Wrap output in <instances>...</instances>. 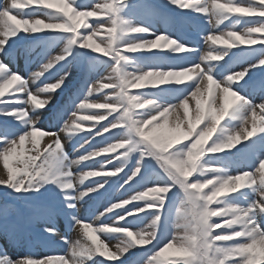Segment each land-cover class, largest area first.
<instances>
[{
	"label": "snow or ice",
	"instance_id": "1",
	"mask_svg": "<svg viewBox=\"0 0 264 264\" xmlns=\"http://www.w3.org/2000/svg\"><path fill=\"white\" fill-rule=\"evenodd\" d=\"M64 3L67 6L66 10L69 12V16H66L61 9H58L56 12L42 10L41 8H32L30 11H24L22 10L24 7L14 6V0H11L10 5L7 7L0 8V31L3 32V34H0L3 37L0 38V52L5 50L9 38L18 36L21 31L26 35H34L42 32H53L45 30H59L57 31L58 33L65 34L66 36L65 46L61 49L60 53L55 56L50 55L39 66V70L31 73V81L36 84L35 93L29 87L27 80L23 79L19 73H13L3 61H0V97H3L5 89L13 84L17 85L14 89L15 93H21L27 97V99H21L18 96H14L13 100H0V104L9 106L0 108V115L14 117L20 123L22 129L11 136L7 132L5 135H0V144L4 145L2 150H0V158L3 159L4 166L8 170V178L0 180V185L5 186L4 191L7 193H9L7 190L11 189L13 192L21 195L39 192L47 184L55 185L63 197L64 207L69 210H76L75 202L77 200H84L85 197L91 200L93 195L89 194L99 193L104 184L108 182L107 180L103 182L93 180L90 185H85L84 181L88 177H120L123 183L119 185V188L123 189L125 193L135 192V194H130L127 199L121 195L116 198L118 202L109 201L108 204L104 205V211L99 212V215H96V210L90 209L91 215L95 217L93 223H98V227L93 229V231L103 233L109 241H120L116 245L115 252L107 251L106 245L97 240L95 243L92 240V244L89 245L79 240L73 241L67 236H60V241L66 249L64 255H48L45 259H38L36 258V254L29 250L18 260H12L6 255L0 256V264H53V261L56 264H69V261L70 264H89V262L90 264H105L104 260L94 259V257L97 254L100 257L107 254L109 260L120 261L121 257L132 248L137 247V245L143 246L149 244L153 245V250L143 260V264H248L250 254L241 252L240 248L250 244L258 235L264 234V226H262L264 222L260 219L264 217V157L259 159V167H254L255 171L260 173L259 183H257L254 173L242 170L238 171L242 173L240 175H231L228 171L212 167L216 165L209 163L207 159L201 161L200 158L205 156V153L216 154L226 149H232L241 138L247 140L256 135L257 132L264 133V100L259 104H255L237 90V85L248 76L252 69L264 66V55L255 63L249 64L248 67H242L239 71H227L219 80L215 79L217 77L215 68L219 63H213L214 61H222L230 50L238 47V44L264 45V37L259 39L252 38L254 33H264V19H244L241 16H237L234 22L231 19L232 23L225 26V28L229 29L226 34L219 28L221 24H224V21L230 20L229 14L231 13L242 12L264 17V0H259V3H254L253 0H228L227 3H218L217 0H170V3L178 6L180 9H191L197 13L207 14L209 23L211 19H215L216 31H219L220 35L209 34L204 36L203 39L206 42L211 41L212 44H218L216 39L220 38L225 41L223 42L225 47L220 49L210 48L205 54H201L200 49L190 48L186 44H181L165 33L151 34L143 26H129L128 22L122 20L118 13L119 6L124 4L125 0L96 2L90 6L92 8L91 11L82 10L89 7H77L76 0H71L70 4L64 0ZM224 4L231 6L234 11H225L219 7V5ZM244 4H247V7H241ZM242 10L250 11L244 12ZM13 12H15V15L12 14ZM60 13H63V15ZM102 13L106 15L107 19H96L92 24L85 23V17H95ZM39 16H43L49 23L64 24L67 27L64 29L48 28L38 32H31L17 29L11 22L12 19L24 21L32 20V17ZM70 16H81V23L78 26L73 24L69 18ZM17 17H21V19L17 20ZM242 20H246L247 24L241 33V31L237 30V25ZM81 27L84 28V33L79 32ZM101 29H105L107 33L106 38L100 39L99 43H91L93 38L98 36ZM229 33H236L239 39L229 40ZM140 34H149L154 36V38L137 39L136 37ZM161 41L164 43L161 44ZM74 48L88 50L92 53H100L103 57H106L107 59H105L104 63L108 75H98L95 83H88L86 81L87 86L82 87L81 93H78L75 98L70 99L69 103L57 112L56 117L60 120L63 119L65 114L70 113L69 119L63 121V127L60 130L68 131L69 133L77 131L80 125L73 118L77 117L78 112L88 109H105L107 111L104 113L92 112L89 115L80 117L81 121H103L108 116H112V119L108 120L107 124L99 125L94 133L90 131L88 136L83 138L84 142L80 144V150H83V154H81L80 150H77L76 159L68 156L62 146L60 136L52 133L56 135L53 144L48 145L42 152H38L36 156L23 160V168L9 167L10 155L15 153L18 147L17 138L19 145H23L26 138L29 136L35 137L37 132L36 125L40 117L37 116L34 119L24 109V105L31 102L35 106L33 111H36L44 110L52 104L55 94L64 87L65 81L70 75L67 66L61 62L68 60ZM152 49H168L177 54L194 53L197 56L191 63L167 70L129 71L125 69L124 65L131 60V57L123 54L124 51L137 52L151 51ZM208 53L219 58L212 59L208 56ZM57 65H61V67L58 69ZM53 69H57L54 78L50 80L46 79L45 74L51 73ZM149 72L186 74L189 77L187 80L191 81L190 83H186L188 85L186 95L175 104H161L151 98L144 97L141 92L130 94L129 89H140L141 87H132L128 85V82L130 81L132 85H135L139 77ZM42 78L45 79L42 80ZM209 79L214 82L212 86L220 92V96L217 97L220 106L218 109L210 107L205 112L202 121L207 120V122L202 129L194 133L195 138L190 143H181L183 140H188V138H185L172 144L166 152H160L151 145L149 140L142 138L132 128L133 121L138 122L136 123V128L141 127L144 121H150L147 125H153V122L157 121L158 117H163L160 113H163L165 109L171 111L182 101L186 100L189 103L190 97L196 99L194 94L202 92V85L205 81L209 82ZM169 83L185 84L184 80H166L151 87H158ZM105 89H110L111 92L105 94L104 103L89 102V98L92 97L93 93L102 92ZM233 94L238 98L237 102L227 106L223 119L238 112H242V115L240 117V127L229 131L220 125V121L223 119H213L211 110L221 109L224 106L225 96H232ZM41 95L46 98L43 100L38 99ZM135 98H138V100ZM145 100H152L155 103L147 107L135 106L137 103H143ZM217 100H213L211 103H216ZM153 117L155 119H152ZM249 118H251L252 123L250 131L246 127ZM257 121H259V127H257ZM218 125L220 127L217 133ZM158 126L159 124L153 125L152 130ZM92 127H95V125ZM213 127L214 133H217L215 139L205 147L207 137L201 138V144L194 150L200 153L195 165L192 166L189 175H181L176 168L172 167V164L186 160L190 146L197 136L206 129ZM144 132L146 134L151 133L146 131L145 128ZM106 133L108 135H105ZM97 137L101 138L99 143L106 146L98 147L94 144L93 142ZM68 139L72 141L73 136L70 134ZM222 143L224 145L222 148H216L217 145ZM85 144L88 145V148L84 147ZM174 145L179 146L174 147ZM118 149H122L123 151L114 157L115 162L113 158L104 155L116 153ZM170 149L172 150L170 151ZM208 149L214 150L209 151ZM133 153L139 154L136 165L128 172H124ZM102 155H104L107 164L111 165L109 170H104L105 165L102 164L99 171H82L78 177L73 173V165L80 166L82 162ZM207 157L210 158L211 155ZM37 160L40 162L37 163ZM146 160L153 161L160 170L156 176L142 175L144 161ZM85 167H94V165H85ZM207 167H211L210 173L206 172ZM122 172L124 173L123 176L118 175ZM194 173L196 174L195 179L189 180V177H192ZM245 174L248 176L247 182L228 192L235 194L240 189H249L255 196L258 194V198H254L246 206H242L235 202L234 197L230 199L232 195H225L224 199H217L227 193L224 192L215 196L211 202L207 201V198L220 188L225 181H228L230 177L235 178L244 176ZM208 175H211L212 179H209ZM76 178L79 179V184L84 190H80V188L74 185L73 181ZM209 181L211 183H208ZM234 182L233 180L232 183ZM191 185H196L197 187H190ZM209 185L212 186L211 189L206 193L203 192L202 190ZM173 189L177 190L178 204L174 212L169 208V217L164 218L163 208ZM10 195L11 193H9ZM136 201L142 202V205L140 203H133ZM206 203L209 211L222 208L226 211L230 208L237 211L243 210V212H247L245 221H252V224L248 227H245V224H233L229 227L224 222L231 220L232 215H225L224 213L212 215L210 223L218 225V227L209 229L210 234L206 236V243L204 245H201L199 239H197L195 242L184 245L187 247L189 255L182 256L179 260H160V257L167 250L166 246H174L172 242L177 244L178 238L184 239L196 235L194 230L196 224L195 218L203 212ZM213 203L216 204L215 208L210 207ZM126 205H130V207H126ZM33 207L37 212L38 219L47 225L42 232L46 234L50 241H55L57 236H59L57 229L53 226V216L57 211L56 207L37 204H33ZM117 209L120 211H115ZM243 212L240 214L243 215ZM108 214H111L113 218L111 226H109L107 220ZM101 217H105V219H101ZM213 217L223 220L224 227H222L221 223L214 221ZM225 217L227 219H224ZM162 218L169 220L171 226L175 228L176 234H168L162 243L164 247H157L161 244V240L158 239L157 230ZM145 221H148L147 227H139ZM71 222V229L77 225H83L85 235H87L86 230L93 228L92 223H85V218L77 215L71 216ZM251 228H256L257 231L250 235L249 231ZM215 229H221V231L216 232L214 231ZM114 233L116 235H113ZM235 233L241 234L235 235ZM22 235V230L14 232L12 235L13 241H18ZM113 236L116 239H113ZM157 248H159V251H157ZM221 249L228 250V254L225 255L219 251ZM262 261H264V258L259 260L258 264H261ZM134 264H137V262H134Z\"/></svg>",
	"mask_w": 264,
	"mask_h": 264
},
{
	"label": "rangeland",
	"instance_id": "2",
	"mask_svg": "<svg viewBox=\"0 0 264 264\" xmlns=\"http://www.w3.org/2000/svg\"><path fill=\"white\" fill-rule=\"evenodd\" d=\"M162 1L167 3V4L174 6V8H176L178 11L188 12L191 10V9H180L178 6L170 3V0H162ZM53 2L57 3L56 7L62 6V5L58 4L57 0H53ZM65 2L70 4L71 0H65ZM96 2L103 3L104 0H76V6L77 7H89L87 9H82V10L91 11L92 8L90 6L92 4L94 5V3H96ZM217 2L218 3H227L228 0H217ZM253 2L259 3V0H253ZM10 3H11V0H7V4L10 5ZM4 5H5V3H4ZM146 5L147 4H146L145 0H133L131 3H129L128 8L126 9V12H128V14H126V17L125 18L120 17V18L122 20H126L128 22L129 26H133V25L143 26L149 30V33H151V28H154V32H152L151 34L165 33V34L169 35L170 37L176 39L181 44H186L190 48L199 49L198 45H196L193 41L186 40L184 38L177 36L175 33H173V28L169 25V20L167 18H165V19L154 18L155 24L153 23V26H150L149 24L143 23V20L141 19V13L145 11ZM73 6H75V5H73ZM119 7H121V6H119ZM241 7H247V4L241 5ZM32 8H41L42 10L52 11V8L50 10V9L44 8V6H42V5H35V4H30L26 7H24L22 10L30 11ZM118 10H121V8H119ZM191 11H193V10H191ZM52 12H55V11H52ZM154 12L156 14L158 13L156 11H154ZM12 14L15 15V12H13ZM147 14H149L151 16L153 14V12L148 10ZM229 15H231V14H229ZM238 16H241L244 19H264V17L254 16L252 14H247V13H242V12H239ZM36 18L45 19L43 16L32 17V19H36ZM19 19H21V17H17V20H19ZM96 19H107V17H106V15H104L102 13L99 16L85 17L84 18L85 23H88V24H92L93 21ZM235 19H234V21H235ZM200 21L203 22L201 25V30H203V32H206L207 35H209V34L220 35V32L216 31L215 19H211V22L209 23L208 15L204 14V18L203 19L201 18ZM226 21H228V20H226ZM226 21H224V23H226ZM246 24H247V21L242 20L237 25V30L241 31V33H242L243 28L246 26ZM221 25H223V24H221ZM221 25L219 26V28L221 30H223L224 33L226 34V32L229 29L225 28V26H224L225 24L223 26H221ZM84 31L85 30L83 27H81L79 29V32H81V33H84ZM42 33H44V32H42ZM28 34H31V33H28ZM35 35L36 34L26 35L25 33H23L21 31L18 36L13 37V38L10 37L9 41H8V45L6 46L5 50L3 52H0V53H2L1 54L2 58H3V56L5 57V55H7L6 58H8V55L10 53L8 50L9 44H15L17 42L25 40L28 43H31L29 50L34 57V60L35 59H37V60L43 59V61L37 62V63H39L38 65H41L42 63H44L47 60L48 56H50V55L55 56V55L59 54L61 49L65 46L66 36H63L64 39L61 43H59L57 41L58 36H51V37H49V41H51V42H50V44H48L47 41L43 42L40 38L36 39L34 37ZM106 35H107V33H106L105 29H101L100 32L98 33V36L94 37L93 41L91 43H99L100 39L106 38ZM130 35H136V34H130ZM261 35H263V33H254L252 38L258 39L257 37H259ZM0 38H3V37L0 36ZM136 38L137 39H153L154 36L149 35V34H140ZM160 43L163 44L164 42L161 41ZM238 46H245V47H247V50H246V52L240 54L239 56H236L235 60L237 61V63L235 61H233V64L230 66L231 67L230 71H239V70H241L242 67H248L249 64L255 63L262 55H264V45H256V46L253 45V47L251 46L252 48L250 47V45L248 46L246 44H238ZM173 47H174V45H173ZM223 47H225V45L223 43L212 44L211 41H207V42L205 41V46L201 47L200 51H201V54H205L210 48L220 49ZM53 49H56V50H53ZM79 49L80 48L72 49V55L68 57V60L61 62L63 65L67 66V69L70 72V75L68 76L67 80L65 81L63 88H65V86L69 83L71 78L75 75L80 61L82 59H84L83 53L85 52V54H87L90 52L88 50H84V49L79 50ZM233 50L234 49L230 50L228 55L225 56L222 61H220V62L214 61L213 62V63H219L215 69H219L220 73H222L223 62H225V60L227 58L232 56ZM137 52H140V53L144 52L146 54H151V53L155 52V54H153L152 57L144 59V60L131 59L128 63H126L124 65L126 70H129V71L152 70V69L167 70V69L178 67V66H181V65H184L187 63H191L192 60H194L197 56V54H194V53L177 54V53H174L172 51H169L168 49H152L151 51H137ZM90 53H92V52H90ZM93 53H95V52H93ZM169 56L172 57L171 60L168 58ZM105 59H107V58L103 57L102 59L98 58L96 60L88 62V67H87L88 72L85 74L84 78L81 81L82 84H81L80 89H79L80 93H81L82 87L87 86L85 83L86 81L88 83H95L98 75H104V76L108 75V72L105 70V63H104ZM60 67H61V65H57L58 69ZM262 67L252 69V71L249 72V74H253L256 71H258L257 74H259L261 72L260 70L262 69ZM37 70H39V67L37 69L33 68V70H31V72H34ZM56 71H57V69H53L51 73L45 74V78L49 79V80L53 79ZM263 73H264V70H263ZM19 74L23 77V79H25L29 82V87L32 88L34 93H35L36 84L32 83L31 79L28 77V73H19ZM45 78H42V80ZM220 78H222V75H220V76L218 75V77H216L215 79L219 80ZM263 80H264V78H263ZM258 81H259L258 84L264 87V81L261 82L260 78H258ZM190 82L191 81L184 79L185 84L169 83V84L162 85V88L165 89L166 91L161 90L158 93V95H156L155 97L154 96H148L146 98H151V99H153L156 102L161 103V104H175L179 100H181L184 95H186L187 88H188V85L186 83H190ZM16 87H17V85L13 84V85L9 86L8 88H6L5 94L3 97H0V100L7 101L6 100L7 95L10 94V91H14V89ZM159 87H161V86H159ZM61 90H59L57 93H59ZM237 90L240 92V94L246 96L250 101H252L255 104H259L262 100H264V91H258L256 93V95H254L253 93L248 95L245 92H242L241 90H239L238 88H237ZM110 92H111L110 89H105L102 92L93 93L92 97L89 98V102L90 103H104L105 102V94L110 93ZM57 93L55 94L54 98L56 97ZM84 94H86V93H84ZM219 96H220L219 90L216 89L214 86H212V88L209 89L208 82L205 81L204 84L202 85V95L200 96L201 106L205 109V112H207L210 107L211 108H217V109L219 108L220 103L217 100V97H219ZM19 97L21 99H27V97L21 93H20ZM45 98L46 97L43 95L38 97V99H41V100H43ZM54 98H53V100H54ZM213 100H217V102L211 103ZM3 107L6 108L9 106L8 105L6 106L5 104H0V108H3ZM34 108H35V106L31 102L24 105V109L26 111H28L29 115L33 116V118L35 119L37 116H39V117L41 116V115H39V112L42 110L33 111ZM106 111L107 110H105V109H88V110H85L83 112H78L77 117H74L73 119H76L78 121V124L80 125V127L77 131H75L73 133H69L68 131H61L60 129L62 127L58 128V131L62 135L61 138H64L65 147L69 148L70 152H75L77 150H80V144L84 142L83 138L87 137L90 131L92 133H94L96 128L99 127V125L107 124L108 120L112 119V116H108L107 119H105L103 121H90V120H82L81 121L80 117L89 115L92 112L104 113ZM138 111H143V110H138ZM178 111H179V115L183 119L185 110L183 108H181ZM241 115H242V112H238V113H234L233 115H231L229 117H225L223 120L220 121V125H222V127H224V128H227L229 131L235 130V129L240 127ZM0 116H2V115H0ZM188 116H189V118H192V119H194V117L196 116V99L195 98H191V97L189 98ZM3 117H9V116H3ZM203 122L205 124L207 122V120H205ZM38 123H39V121L37 122V125H36L37 132H36L35 137L29 136L28 138H26L23 145H19V140L17 138L18 147H17L16 152L10 155L9 167L17 168V169L23 168V166H24L23 162H22L23 160H26L29 157L36 156L38 154V152H42L45 149L44 147H47L48 145L53 144V141L55 140V138L52 134L53 132L51 131V129L45 128L44 126H42L41 124H38ZM163 123H164V118L158 117L157 121L153 122V125H155V124L162 125ZM173 124H174V114H170L169 118H168V125H166L165 127H162V128L156 127L155 128L156 129L155 135L160 136V137H165V138H171V137L178 135V133L172 131ZM204 124L199 128L202 129L204 127ZM93 125H95V127H92ZM153 125L145 126L146 131L152 132L153 131L152 130ZM220 125L217 126V133L219 132ZM187 126H188V122L185 121L184 124L182 125V128L184 130H186ZM246 127L248 128L249 131L251 130V128H252L251 118H249V122L247 123ZM257 127H259V121H257ZM200 129H197L196 131H199ZM41 130H43V131H41ZM30 131H31V129H30ZM217 133L212 134L213 139H215V136ZM5 134H6V132H5ZM5 134H2V132H0V135H5ZM70 134L73 136L72 141H69V139H68V136ZM51 136H52V138H51ZM34 140H35V144H34ZM100 140H101V138L97 137L93 143L96 144L98 147L106 146V145L100 144L99 143ZM113 142H115V141H113ZM3 147H4V145L0 146V150H2ZM84 147L88 148V145L85 144ZM89 150H92V149H89ZM80 152H81V154H83V150H80ZM216 154L218 156L214 160L215 164H216L215 167H218L222 170L228 171V172H230L231 175H240L242 173L238 172V171H242V170L249 171V172L255 174V178L257 180V183H259L260 173L256 172L254 167H259L258 161L261 157H264V133L257 132L256 135H254L253 137H250L247 140H244L241 138L238 142L235 143V145L232 149H226V150H223L222 152L216 153ZM104 155H110L109 156L110 158L113 157L112 153L104 154ZM104 155H102L100 157H94V158H92V160H89V161L82 162L83 163L82 165H84V164L94 165V167H90L91 168L90 171H99L101 168V165L103 164V165H105L104 170H109L111 168V165L107 164V161L104 159ZM69 157H71L72 159H76L77 155H76V157H74V156H69ZM132 160H133V158L130 157L126 169H128L131 166L130 164H131ZM39 162L40 161L37 160V163H39ZM97 177H91V179H90V177L87 178L84 181V184L90 185L93 180H98L100 182L106 180V177H103V178H101V177L97 178ZM7 178H8V170L4 166L3 159L0 158V180H6ZM209 179H212L211 175H210ZM76 187H78V188H80V190H82L81 189L82 187L79 184V181H78V185ZM4 190H5V186L0 185V192H2V194H0V200H3V198H4L3 203H1V201H0V232L6 238V243L2 242V245H0V256L6 255L9 258H11L12 260H16L17 253L19 254V256H20V254H22V255L24 254V252H22V249H23L22 244L24 242L21 244V249L17 250L18 246L13 244V242H12L13 241L12 235L14 232H17V231L15 229V224L12 223L10 220H14V221L19 222V211L20 210L26 211V212H28L30 222L35 225L33 228L37 229L36 231H39L38 225L41 227L40 224L42 223V221L39 220L38 218L34 219V216L31 213V211L35 213L36 210L33 207V204L38 205V203H36V202H38L40 200H45V197L47 196V194H46V191H43L42 188L40 189L39 192H31V193H26L23 195H21L19 193H15L11 189H8L7 191L9 193H11L10 196H9V193L5 192ZM225 195H229V196L232 195V197H230V199H232L234 197L235 202L239 203L242 206H246L254 198H258V194H256V196H255V194L249 189H240L235 194L227 192L221 196L225 197ZM117 197H119V196H117ZM220 199H222V198H220ZM62 200H63V197H62ZM11 203H13L14 205H12ZM214 205H215V203H214ZM80 206H82V205H80ZM16 207L18 208V213H16L14 211ZM126 207H127V205H126ZM84 209H86V208H84ZM115 211H120V210L117 209ZM87 214L89 215V213H87ZM84 215H85V213L82 214L81 217H83ZM101 219H105V217H101ZM112 219L113 218L111 217V214H108L107 220H108L109 226H111ZM224 219H227V217H225ZM260 219L262 220V222H264V217H261ZM218 222L222 224V227H224L223 220L220 219ZM85 223H86V221H85ZM89 223H92V225H93V228L89 229V232H91V234L93 236H95L97 232L93 231V229L98 227V223H93V219L91 221H89ZM19 224H20V222H19ZM7 225H8V227H7ZM262 226H264V224H262ZM16 227L18 230H20V228L18 227L17 224H16ZM139 227H144V226H142V224H141ZM41 228H45V227H41ZM172 228H174V227H172ZM133 231H135V229H133ZM174 232H176L175 228H174ZM113 235H116V234L114 233ZM120 235H122V234H120ZM75 238H81V239L85 240L86 242H88L90 245L92 244V240L88 238V235H85L83 225L76 226L75 229L73 230L72 239L74 240ZM113 239H116V237L113 236ZM237 239H239V238H237ZM98 242L104 243L106 245L107 251H111V252H115L116 251V245L120 243V241H117V240L109 241L106 237H102L100 240H98ZM172 243L174 246L172 249H170V251L178 253L175 251V248L179 247V245L176 244L175 242H172ZM225 243H231V242H225ZM93 247H94V245H93ZM46 255H50V253H47ZM96 257H98L99 259L100 258L108 259L107 254H105V256H103V257H100L99 254H97ZM121 258H125V257L123 256ZM129 259L131 262L134 261V262H137V264H143V259H141L138 256L133 255V256H130ZM134 262L132 264H134ZM263 262L264 261H262L261 263H263Z\"/></svg>",
	"mask_w": 264,
	"mask_h": 264
},
{
	"label": "clouds",
	"instance_id": "3",
	"mask_svg": "<svg viewBox=\"0 0 264 264\" xmlns=\"http://www.w3.org/2000/svg\"><path fill=\"white\" fill-rule=\"evenodd\" d=\"M59 5H62L59 9L64 11V14L66 16H69V12L66 10L67 6L64 3V0H57ZM30 4H37V5H42L44 7L52 8L56 7L57 3H54L53 0H14V6L16 7H26ZM7 0H5V7H7ZM219 7L225 11H234L231 6L224 4V5H219ZM244 12H248L250 10H242ZM72 20L73 24H76L77 26L81 23L82 17L81 16H70L69 17ZM12 24L15 26L17 29H23L25 31H31V32H38L42 31L44 29L48 28H59V29H64L67 26L64 24H53L46 22V19H32V20H24V21H16L14 19L11 20ZM0 34H3L2 31H0ZM229 40L232 39H239L236 33H229ZM216 42L218 43H223L225 41L221 40L220 38L216 39ZM208 56L212 59L219 58L217 56H212L211 53H208ZM189 77L186 74L182 73H162V72H149V73H144L141 77L137 79V84L132 85L131 82H128V85L132 87H143V86H156L160 83L165 82L166 80H184L188 79ZM213 81L209 79L208 82V87L209 89L212 88ZM202 95V92H199L197 94H194L197 100V107H196V116L194 119L189 118L188 116V103L187 101H182L180 104H178L175 108H173L171 111L169 109H165L163 113H160L164 117V123L162 125H159L157 128H162L168 125V118L170 114H174V124L172 127V131L178 133V135L171 137V138H165V137H160L155 135L156 129H154L150 134H146L144 132L145 126L150 121H144V124L141 125V127L136 128V123L133 121L132 122V128L136 131L138 135H140L142 138L147 139L150 141L151 145L159 150L160 152H166L169 147H171L172 144L181 141L185 138H190L192 134L194 133V130L196 126L202 122L204 114H205V109L201 106V100L200 96ZM138 100V98H135ZM237 97L233 94L232 96H225L224 99V106L219 109L211 110V114L213 116L214 120H219L223 119V116L226 114V108L229 105L235 104L237 102ZM155 102L152 100H145L143 103H137L135 106L137 107H147L153 105ZM183 108L184 111V117L183 119L179 115V109ZM152 119H155L154 117ZM188 122L187 129L184 130L182 128V125L184 122ZM214 133V127L206 129L205 131L201 132L199 136H197L196 140L193 142V144L190 146V151L187 154V159L178 163H173L172 167L176 168L177 171L181 173V175L187 176L191 172L192 166L195 165L200 153L195 152L194 150L197 148L198 145L201 144V138L207 137L209 139L211 137V134ZM224 145L223 143L220 145H217L216 148H222ZM209 151H212L214 149H208ZM167 162V161H166ZM235 181L232 183V181ZM248 176L245 174L244 176H238L235 178H229L228 181H225L220 188H218L215 192H213L208 198L207 201L211 202L213 198L219 194H222L224 192L232 191L235 188H238L245 182H247ZM208 183H211L209 181ZM190 187H197L196 185H191ZM243 212V210L237 211L236 209L230 208L227 211L225 209H217L215 211H209L207 208V203L204 205L203 212L197 217L196 219V224L194 226V230L196 232V235H193L191 237H186L184 239L178 238L177 239V244L179 247L175 248V251L180 253L182 256H187L189 255V251L187 247L184 245L187 243H192L197 241L199 239V242L201 245H204L206 243V236L209 235V229L210 228H215L218 227V225H212L210 223L211 216L218 214V213H224L225 215H232V219L229 221H225L224 223L231 227L233 224H245V227H248L249 225L252 224V221H245V217L247 216V212H243V215L240 213ZM256 228H251L249 231V234L251 235L253 232H256ZM87 235L89 239L93 240V242H96V238L89 232V230H86ZM241 233H235V235H240ZM218 239V238H217ZM167 249H172L173 246H166ZM223 252L225 255L228 254V250H219ZM241 252H247L250 254V260L248 264H258V261L264 258V234L258 235L250 244L242 246L240 248ZM164 254V253H163Z\"/></svg>",
	"mask_w": 264,
	"mask_h": 264
},
{
	"label": "bare ground",
	"instance_id": "4",
	"mask_svg": "<svg viewBox=\"0 0 264 264\" xmlns=\"http://www.w3.org/2000/svg\"><path fill=\"white\" fill-rule=\"evenodd\" d=\"M81 242L87 244L86 242H83V241H81ZM89 245H90V244H89Z\"/></svg>",
	"mask_w": 264,
	"mask_h": 264
}]
</instances>
